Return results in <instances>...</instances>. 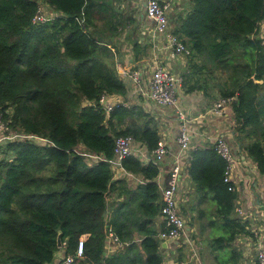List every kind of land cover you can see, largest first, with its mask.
<instances>
[{"label":"trees","instance_id":"obj_1","mask_svg":"<svg viewBox=\"0 0 264 264\" xmlns=\"http://www.w3.org/2000/svg\"><path fill=\"white\" fill-rule=\"evenodd\" d=\"M189 2L173 29L190 49L183 86L231 99L233 143L264 174V0ZM43 3L58 16L35 23ZM98 21L116 30L130 19L113 0H0V116L21 135L47 139L0 145V264H55L61 251L76 254L82 237L85 252L74 264H165L161 167L153 156L160 128L143 106L108 115L100 104L102 94L126 96L127 88L114 54L90 29ZM121 135L134 136L152 155L148 163L135 155L122 160L125 170L147 180L133 190L115 178ZM191 157L200 201L213 200L222 220L213 250L230 249L240 234L253 236L248 221L235 215L239 194L224 181L226 160L213 144L193 149ZM114 193L123 199L110 203ZM111 229L123 243L115 252L108 249ZM238 254L231 250L221 263L236 264Z\"/></svg>","mask_w":264,"mask_h":264},{"label":"crops","instance_id":"obj_2","mask_svg":"<svg viewBox=\"0 0 264 264\" xmlns=\"http://www.w3.org/2000/svg\"><path fill=\"white\" fill-rule=\"evenodd\" d=\"M162 1L169 4L168 14L173 30L180 19L189 11L190 0ZM138 3L139 0H113L117 13L130 19L128 24L119 26L116 30H112L113 27L103 30L101 29L103 22L98 21V28L91 26L90 29L95 30L100 42L114 54L116 69L127 88L126 96H119L131 102V106H143L160 128L161 141L166 143L169 151L160 164L161 173L157 179L158 182L164 185V181L173 166L178 162L182 165L177 198L180 209L187 220L186 228L188 227L189 232H193L194 239L190 236L185 237L184 243L187 244L189 250L182 249V238L177 242H170L167 247H163L165 264H174L177 261L182 264H223L221 261H228L233 249L241 253L236 257V264H255L259 250L264 247V174L259 171L257 163L247 156L243 149L234 145L235 133L234 129L230 128L234 123V113L233 109L228 111L227 105L222 109L223 113H217L214 108L213 111L204 103V97H199L195 92H185L182 89L183 87L181 88L179 109L187 115L188 126L192 134L189 154L182 157L178 141L182 120L178 113V107H162L150 101L145 93L134 92V81L131 72L135 69L141 68L148 80L150 77V74L147 77L148 71L154 69V66L158 63L166 65L173 72L180 74L176 69V61L181 58L185 59L182 56L176 59L171 58L170 50L165 46V41L161 37H156L155 24L145 14V6L141 8ZM43 4L42 6L46 11L58 14L52 6L47 3ZM260 35L264 39V19L260 22ZM146 78L144 86L147 89L148 82ZM217 103H215V106ZM202 108H205V110H201ZM171 112L174 116L171 115ZM194 113L197 115H194ZM219 135H225L236 150L237 165L235 167L234 183L239 195L236 200L235 215L248 221V229L254 234L253 236L248 234L238 235L233 242V246L222 252L213 250L211 246L212 240L216 236L213 235V238L209 239L212 234L210 232L211 221L207 217L211 216L212 222L215 220L222 223V220L216 216L215 207L211 206L210 202L200 201V193L196 191L195 182L189 172L192 158L191 151L195 148H205L212 145L213 140ZM138 145L142 150V161L148 163L152 155L148 152L146 146L140 143ZM113 168L115 178L125 179L131 190L139 184L147 182L144 175L129 172L119 164H113ZM111 197L113 198L111 202L123 199V196L118 197L117 193L112 194ZM203 209L205 212L202 211ZM159 222L164 223L161 217ZM206 236L207 238H205ZM207 239H209L210 246H208ZM175 247L180 252L178 256ZM62 253L63 251L58 254L55 264L60 261Z\"/></svg>","mask_w":264,"mask_h":264},{"label":"built area","instance_id":"obj_3","mask_svg":"<svg viewBox=\"0 0 264 264\" xmlns=\"http://www.w3.org/2000/svg\"><path fill=\"white\" fill-rule=\"evenodd\" d=\"M169 4L162 0H146L145 14L155 24V35L161 37L165 41V46L169 48L171 58L185 57L190 54V49L186 43L176 34L171 28L169 19ZM58 14L48 13L42 7L34 16L33 21L35 23H41L53 20ZM148 70V69H147ZM150 74L149 80L144 76V72L141 68L135 69L131 72V76L134 81V92L145 93L147 98L162 106H175L178 107V113L182 120L178 141L180 144V154L182 157L189 154L191 147L192 134L188 126L187 115L179 109V94L183 87L184 77L181 74H177L172 71L166 65L158 63L154 66V69H150L147 73ZM148 82V88L144 86V81ZM231 99H221L215 106L217 113H223L226 104ZM100 104L104 107L106 113L109 115L115 109L120 107H130L131 102L127 99L121 98L117 94H102L100 98ZM8 126L4 123L0 116V145H4L9 141L22 140L25 138L40 139L37 136H28L15 134L13 136H1L4 135ZM213 146L217 152L226 160V167L224 173V181L226 183H234L235 167L237 165L236 150L226 138L225 135L217 136L213 142ZM169 149L165 142L160 141L158 147L153 151L154 162L161 164L165 159ZM132 155L137 156L142 160V150L138 145L136 138L132 135H121L116 138L115 142V159L113 164L121 165L122 160ZM182 173L181 163H176L169 173L168 185H162V209L160 217L164 221V229L160 231L159 238L161 241H166L169 245L170 242H177L182 238L186 232L187 222L184 215L181 212L177 191L180 184V177ZM160 184V183H159ZM230 189H234V186H230ZM123 247L122 241L112 231L109 236L108 249L110 252H115ZM85 252V237L80 238L77 253H68L63 251L62 256L58 264H74L77 257H81ZM174 264H182L177 261ZM264 264V247L258 252L256 263Z\"/></svg>","mask_w":264,"mask_h":264},{"label":"rangeland","instance_id":"obj_4","mask_svg":"<svg viewBox=\"0 0 264 264\" xmlns=\"http://www.w3.org/2000/svg\"><path fill=\"white\" fill-rule=\"evenodd\" d=\"M143 2H144V0H139V3H138V5H139V7H141V8H143V6H144V4H143ZM44 5V4H43ZM42 8H43V6H41ZM44 9V8H43ZM45 10V9H44ZM46 11V10H45ZM46 12H48V11H46ZM49 13V12H48ZM187 60H186V58L185 59H183V58H181V59H178L177 61H176V69H177V71H179L180 72V74H183L185 71H186V67H187ZM176 71V70H175ZM185 92H186V87L185 86H183V88H182ZM195 93H196V95H198L199 97H204L205 98V100H204V103L205 104H207L208 106H209V108H211L212 110H213V108H214V110H215V103H217V102H219V100H221V98H216L215 96H210V95H206L203 91H195ZM223 99V98H222ZM231 101H229L226 105L228 106V111H230V109L232 110V106H231V103H230ZM201 110H205V108H202ZM213 110V111H214ZM191 115H192V113H190ZM171 115H173L174 116V114L171 112ZM176 115V114H175ZM194 115H197L196 113H194ZM225 118H228V117H225ZM233 119H234V123H233V125L232 126H230V128L231 129H234V127H235V125H236V121H235V117H234V115H233ZM15 134H21V133H17V132H15V130H13V129H6V132H5V134L4 135H1V136H8V135H11V136H13V135H15ZM40 141H41V143H46L47 142V139H44V138H40ZM78 149H79V151H81V152H83V153H85L86 154V156L88 157V159L90 160L91 158H93V157H91V152H90V150H88L86 147H84L83 145H80L79 147H78ZM2 150V149H1ZM3 157H2V155H0V159H2ZM112 197H111V199H110V203H112L111 201H112ZM210 204H211V206H213V207H215L216 208V203L213 201V200H210ZM182 212V211H181ZM183 214V213H182ZM108 215H109V212H108ZM185 217V216H184ZM186 219V218H185ZM207 219L209 220V221H211V224H210V232L212 233L211 235H210V237H209V239L210 238H213V235H215V236H218V235H220V234H223L222 233V231H220V227L218 226V225H220L218 222H215V223H212V217L211 216H208L207 217ZM186 222H187V220H186ZM186 235L184 236V237H182V239H181V241H182V244H181V246H182V249H185V250H189V247L187 246V244H185L184 243V240H185V237H187V236H190L192 239H194L193 237H194V234H193V232H189V230H188V227L186 228ZM207 235H208V233H207ZM199 237V239L201 238L200 237V235L198 236ZM189 238V237H188ZM205 238H207V236L205 237ZM209 239H207V242H208V246H210V243H209ZM211 241V240H210ZM175 249H176V251H177V256L179 255V253L180 252H178V249L175 247ZM162 251H163V248H162Z\"/></svg>","mask_w":264,"mask_h":264},{"label":"water","instance_id":"obj_5","mask_svg":"<svg viewBox=\"0 0 264 264\" xmlns=\"http://www.w3.org/2000/svg\"><path fill=\"white\" fill-rule=\"evenodd\" d=\"M143 4H144V6L146 5V0H144ZM61 236H62V233L60 232L59 236H58V244L60 247L63 246ZM161 245H162V247H167L168 243L166 241H161Z\"/></svg>","mask_w":264,"mask_h":264}]
</instances>
